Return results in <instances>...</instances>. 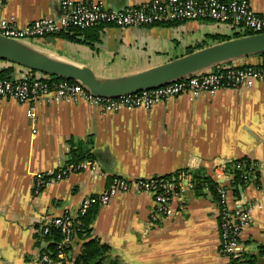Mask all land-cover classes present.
<instances>
[{"label":"crops","instance_id":"obj_1","mask_svg":"<svg viewBox=\"0 0 264 264\" xmlns=\"http://www.w3.org/2000/svg\"><path fill=\"white\" fill-rule=\"evenodd\" d=\"M119 9L147 0H102ZM264 11V0H249ZM59 13V0H8L0 17L23 26ZM232 29V30H231ZM99 40H69L51 35L27 39L43 51L89 66L101 78H121L221 41L238 33L226 23L206 19L169 24L104 26ZM86 40V41H85ZM256 63L255 55L236 62ZM10 63L0 60V69ZM24 67L14 65L12 75ZM26 104L0 98V264H43L41 226L51 217L74 214L87 195L101 193L112 176L177 177L182 189L173 197L170 216L151 218L148 192L117 191L99 205L91 236L109 246L107 264H243L248 257L264 264V81L221 88L196 96L183 93L145 108L103 111L77 102H39L35 119ZM90 140L96 168L70 172L33 190L37 172L62 166L70 143ZM246 158L255 163L253 182L240 196L228 193V205L250 209L239 233L235 261L219 253V207L209 192L194 193L187 184L192 170L212 176L214 164ZM230 171V170H228ZM230 178V175H229ZM228 178V180H229ZM228 180L224 181L227 184ZM241 198V200H240ZM67 256L74 260L82 239L72 237Z\"/></svg>","mask_w":264,"mask_h":264},{"label":"built area","instance_id":"obj_2","mask_svg":"<svg viewBox=\"0 0 264 264\" xmlns=\"http://www.w3.org/2000/svg\"><path fill=\"white\" fill-rule=\"evenodd\" d=\"M8 0H0V9ZM206 19L229 24L241 35L264 32V11L254 9L249 0H147L119 9L109 8L102 0H59V13L55 16H42L29 23L19 26L13 19L0 17V34L15 39L27 40L41 38L51 34L68 31L73 28L86 29L97 25L116 27L165 24L174 21ZM227 63V62H226ZM218 64L203 71L169 81L165 84L122 94L117 97L95 95L79 82L65 78L50 79L46 74H32L30 69L23 68L18 75L8 79H0V98L7 97L26 104V116L34 120L36 105L39 102L58 103L77 102L84 100L98 105L103 111L117 112L121 109L136 107L149 108L160 101L188 93L196 96L200 93H214L221 88H239L251 86L256 81H264V63L262 64ZM228 162L214 164L212 178L216 181L218 194L217 205L219 227V253L230 260L237 258L239 233L250 221V209L244 205L230 208L228 190L224 181L231 172L227 169ZM240 169V177L244 182L252 181L256 176L255 163L247 165L245 161H234ZM95 164L90 160L76 164L60 166L57 169L37 172L33 179L35 192L47 184L60 180L70 172L83 169L94 170ZM192 189L191 181L187 184ZM181 181L177 177L154 175L143 178H126L112 176L109 187L101 193L84 197L74 214L63 213L45 222L40 230L43 235L51 229H59L63 239L57 247L68 245L72 235L82 225L80 216L89 208L107 204L110 197L117 191L135 189L148 192L153 196L155 208L151 218L157 215L170 216L173 210L170 202L180 189ZM207 186L203 190L207 192ZM241 200V198H240ZM58 258L63 259L64 253L59 251ZM40 261L45 264H62L60 260H52L47 253H42Z\"/></svg>","mask_w":264,"mask_h":264},{"label":"water","instance_id":"obj_3","mask_svg":"<svg viewBox=\"0 0 264 264\" xmlns=\"http://www.w3.org/2000/svg\"><path fill=\"white\" fill-rule=\"evenodd\" d=\"M264 52V32L224 39L121 78H101L89 66L51 55L27 40L0 34V58L8 62L79 82L95 95L117 97L165 84L215 65Z\"/></svg>","mask_w":264,"mask_h":264},{"label":"trees","instance_id":"obj_4","mask_svg":"<svg viewBox=\"0 0 264 264\" xmlns=\"http://www.w3.org/2000/svg\"><path fill=\"white\" fill-rule=\"evenodd\" d=\"M169 24V23H165ZM105 25H97L91 28L86 29H77L73 28L68 31L59 32L57 34H51L56 36H61L63 38L69 39V40H78V36H83L85 39L97 41L99 40V34L98 30L104 28ZM47 35V36H51ZM237 36V35H235ZM46 37V36H44ZM230 37H221L220 40L228 39ZM86 41V40H85ZM193 50H188V52ZM259 58V61L256 62V64H262L264 63V52L255 54ZM1 61H6L2 58H0ZM10 63V62H9ZM232 63V62H231ZM238 64H252L251 62H240ZM14 68V64L10 63L9 66L4 67L0 69V79H8L12 77V71ZM217 67H213L215 69ZM35 70H30V72H33ZM60 77L56 76H50V79H59ZM71 81V80H70ZM91 141L87 139V141H76L70 143L69 151L67 153V158L65 163L62 166L65 165H71L76 164L80 161L90 160L93 161V155L90 152L91 147ZM238 161V160H237ZM239 161H245V164L251 163L253 161L241 158ZM227 169L230 170L231 175L227 182V184H224V186L227 188L228 193L230 191L231 194L234 196H240V190L243 186L244 180L240 177V169H237L234 164H228ZM190 172V178L192 183V189L195 194L201 195L205 193L206 191L203 190V186H207V192L211 193L214 200L217 202L218 200V194L216 192V181L209 176L208 174H205L204 171L200 170H192ZM168 176V175H166ZM111 181V178H110ZM97 205L89 208L83 215L80 216L82 225L80 226L79 230H76L75 233L72 235V237H78L82 239V246L80 254L74 258V260H71L70 257L67 256L68 249L70 247L69 243L67 246L58 248L57 245L60 243V241L63 239V234L60 232L59 229H51L48 233L44 234L40 230L39 238H41L45 244L42 248V253H47V255L52 260H60L62 264H107L106 257L107 252L109 250V246L105 243H101L97 238L91 236V224L93 222V219L95 217ZM71 237V238H72ZM264 252V249H262ZM59 251H62L64 253V258L59 259L58 253ZM235 259L231 261H235ZM43 263V262H41ZM45 264V263H43ZM243 264H254L253 258L248 257L243 261Z\"/></svg>","mask_w":264,"mask_h":264},{"label":"rangeland","instance_id":"obj_5","mask_svg":"<svg viewBox=\"0 0 264 264\" xmlns=\"http://www.w3.org/2000/svg\"><path fill=\"white\" fill-rule=\"evenodd\" d=\"M227 24V23H226ZM105 26H112V25H105ZM99 30H101V29H99ZM98 30V32H100ZM232 30V29H231ZM233 31H235V29H233ZM235 33H241L240 31H238V30H236V32ZM238 35H241V34H238ZM30 39H33V40H36L37 38H30ZM257 54V53H256ZM252 55H255V54H251V56ZM238 63V62H236V60H232V61H228L226 64H230V63ZM242 62V61H241ZM32 74H40V75H42L43 73H41V72H38V71H33V72H31ZM118 264H120V262L118 263Z\"/></svg>","mask_w":264,"mask_h":264}]
</instances>
